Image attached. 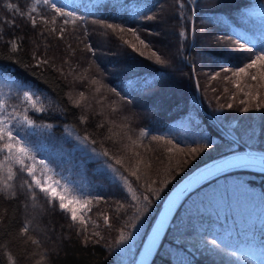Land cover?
<instances>
[{"label": "trees", "instance_id": "trees-1", "mask_svg": "<svg viewBox=\"0 0 264 264\" xmlns=\"http://www.w3.org/2000/svg\"><path fill=\"white\" fill-rule=\"evenodd\" d=\"M190 1L192 4L189 0H61L74 5L68 10L76 12V17L70 18L75 25L71 22L64 25L61 20L56 25L38 23L33 28L26 18L6 9L7 0H0V17L15 19L14 25H3L0 66L10 69L17 83L23 81L24 90L35 92L40 101L37 107L47 109L34 115L30 112L31 118L38 124L54 126L43 129L36 139L51 134L67 150L72 144L65 143L62 137L72 140L88 134L97 141L98 148L124 160V169L128 170L125 175L139 165V182L130 176L131 184L124 185L137 195L145 185L159 188L160 182L171 180L161 193L162 202L155 201L152 205V219L145 221L143 232L136 235L135 250L132 252L131 248L117 255L121 248L132 243L129 240L118 245L116 240L118 230L134 220L135 209H129L127 215L117 214L115 202L120 201L127 207L131 194L126 199L125 192L109 175L95 171V162L86 164L83 180L93 195L99 194L104 199L90 204L87 216L91 222L83 234L82 226L73 225L58 206L49 207L39 194L38 199H32L21 187L27 179L26 173L17 172L12 187L0 183V264H128L143 246L147 237L144 233H149L169 189L181 177L245 148L264 152V80L252 81L243 74L232 75L249 62L248 53L236 41L259 42L257 33L264 23V0ZM13 2L19 3L21 10L37 7L38 12L50 18L48 10L32 0L27 4L25 0ZM145 16L156 19H145ZM93 21L113 24L124 31L119 28L113 31ZM211 23L215 30L220 29L217 34L212 31L213 39L208 28ZM52 27L66 28L63 39L51 31ZM181 32H186V36L180 35ZM204 33L210 38L206 39V45L201 38V47L197 48L198 37ZM11 39L22 42L20 51L14 53L6 44ZM193 42L196 46L192 48ZM88 44L92 45V52L88 51ZM132 44L136 45L135 49ZM154 53L167 63H157ZM41 59L48 63L38 64ZM225 68L230 71L224 72ZM133 73L149 77L156 82L155 87L134 98L132 94L139 91V85ZM225 75L230 79L225 80ZM16 93L15 84L0 82V100L19 106ZM241 100L246 103L241 105ZM258 102L262 105L260 110L255 107ZM228 103L233 104L232 109L226 107ZM220 104L225 107L219 109ZM241 107H248L250 111H239ZM214 109H219L217 115L227 113L223 124L213 120L210 114ZM80 117H85L86 123L81 124ZM196 124L211 134L215 145L192 160L186 154L191 147L203 143H191L198 131ZM143 129H152L151 134L141 136ZM233 129L230 136L228 133ZM69 132L71 137L67 135ZM151 136L165 139L153 141ZM168 148L173 152L169 153ZM181 167L183 171H177ZM100 213L109 216L111 227L104 224ZM189 215L194 225L203 220L209 230L227 227L238 234L253 232L264 239V172L231 171L188 196L152 263L179 264L185 257L191 264H259L251 261V257L245 259L236 248L223 250L221 245L209 251L212 245L203 247L196 231L184 242L177 241L175 224ZM25 225H28L26 233L22 231ZM95 232L99 237L91 235ZM213 238L210 235L207 240L210 242Z\"/></svg>", "mask_w": 264, "mask_h": 264}, {"label": "snow or ice", "instance_id": "snow-or-ice-1", "mask_svg": "<svg viewBox=\"0 0 264 264\" xmlns=\"http://www.w3.org/2000/svg\"><path fill=\"white\" fill-rule=\"evenodd\" d=\"M26 4L28 0H25ZM35 5H43L46 10L50 13L49 15H44L38 12L37 7H30V9L21 10V6L13 0H7L5 4L6 9L10 12L14 11L20 17L26 18L33 26L36 27L38 23L40 24H52L56 25L58 21L63 22L64 25L70 22L75 25L74 20H70L72 17H76V12L69 11L74 5L61 2V0H32ZM150 10V9H149ZM78 19L83 20L84 17H78ZM145 19L154 20V16H145ZM93 23H100L102 26L116 31L119 26L113 24H105L103 21H93ZM15 19H8L0 17V39H3V25H14ZM261 31L257 33V43L256 40H246V42L241 43L239 40L236 44L240 49H243L248 53L249 62L244 67H239L232 73L233 76H244L249 77L252 81H257L258 79L264 80V23H261ZM51 31L57 33L61 39H63L64 32L66 28L52 27ZM119 31L123 32V28H119ZM128 31H133L134 29H128ZM43 34V33H41ZM180 35L186 36V32H181ZM21 41L18 39H11L6 41V44L15 53L20 51ZM127 43V41L125 42ZM141 44H144L143 40H140ZM89 52H92V45H86ZM133 49L136 48L135 44H132ZM155 55V53H154ZM222 55V54H221ZM155 60L157 63L163 65L167 61L163 60L161 56L155 55ZM18 62V61H17ZM47 64L48 60L41 59L38 60V64ZM255 69L256 72L253 73L249 70ZM224 72L230 71V69H223ZM133 76L137 77V83L139 85V91L133 93L134 98L145 94V92L155 87V83L152 79L147 76H142V74L133 73ZM216 75H219L218 73ZM215 79V76L213 77ZM225 80L230 79L227 75L224 76ZM8 81L11 84H15L17 88L16 98L20 101V105L9 104L6 100H0V183L5 187H12L13 182L16 179L17 172L26 173L27 179L23 181L21 187L25 188L30 194L32 199H38L39 196H43L48 202L49 207H57L62 213H66L68 218L71 220L73 225L82 226V233L87 231V227L91 222V217L87 216V213L91 211L90 204L93 200L100 201L104 197L93 193L88 189L86 183L83 180L84 174L86 172V164L88 162H95L97 164V169L95 170L98 174L109 175L112 182L117 184L122 191L125 192V198L128 199V194L130 193V202L126 207L125 204L120 201H116L115 211L118 215H127L129 209H135L133 212L134 220L130 223H126L123 228L118 230V239L116 244L124 245L127 241L131 240L132 243L127 245L125 248H121L117 255L129 251L138 242L136 240V235L143 232L145 228V221L151 220L152 205L155 201H161V193L164 189L168 187L171 180L165 179L161 183V187L156 188L151 184L145 185L144 190L137 195L131 187L125 189L124 185H130L131 181L129 177H135V180L139 182L140 176L137 174L139 165L136 166L135 170H132L125 175L127 169H124V160L113 156L106 149H100L97 147V141L91 139L88 134L83 136H76L72 140H68L67 137H62L61 139L65 143H71L72 147L70 149H64L62 144H59L51 134L42 139H36V137L42 135L43 129H51L54 126L52 124H38L36 120L32 119L29 113L33 115L37 112H46L47 109L44 107H37L39 103V97L36 96L35 92L31 90H24L23 81L17 83L15 78L11 74V70L3 66H0V82ZM94 83V82H93ZM235 87L239 88L241 92H244L243 88H240L239 83H235ZM251 87V85H249ZM113 92H116V88H112ZM123 91V88L121 89ZM228 89H225L227 92ZM83 95V93H81ZM118 95V93H117ZM128 95V93H126ZM245 95H251V93H245ZM36 97L33 99V97ZM246 102L244 100L240 101L241 105ZM224 104L219 105V109H223ZM228 109L233 108L232 103H228L226 106ZM256 109L260 110L262 108L261 103L256 104ZM219 109H214L210 114L213 120H219L221 124L225 122V117L227 113L217 115ZM239 111L249 112L248 107H241ZM80 123H86L85 117H80ZM67 129V126H65ZM196 129L198 130L194 138L191 140L192 144H200L199 147H191L189 152L186 154L192 160H195L197 156L201 153L206 154V150L212 149L215 145V140L207 132L206 129H200V125L196 124ZM152 129L141 130V136H148L151 134ZM235 129L229 131L231 136ZM68 137H71L69 132ZM153 141H163L164 136H151ZM172 143V141H169ZM178 147V145H177ZM169 153L173 152L172 148H168ZM182 151V150H181ZM77 153L80 155L77 156ZM139 155V153H136ZM219 161H226L229 163L232 169L244 170L252 168L254 162L258 161L260 164L261 171H264V153H253V152H235L231 156H227L223 159L215 161L213 165L217 164ZM188 161L185 160V163ZM142 163V161L140 162ZM208 167V166H207ZM205 167V169L207 168ZM6 169V171H5ZM122 169H124L122 171ZM177 171H183L181 167ZM69 172L70 176L68 178L64 177V173ZM200 172L198 170L196 173ZM194 175L191 176H195ZM187 175V173H185ZM59 176L60 179H54L53 177ZM189 176L188 179L191 177ZM74 177H80L79 180L74 179ZM174 179V177H173ZM183 179V177H181ZM187 179V180H188ZM63 181V183H62ZM153 183H157L153 181ZM179 183V181H177ZM241 183H244L241 181ZM58 189H70L71 193L74 195L71 199L63 195ZM171 191V189H169ZM13 195L15 193L13 192ZM167 195V193H165ZM103 218L104 224L107 227H111L110 218L107 214L100 213ZM163 213L161 214L159 220L156 222L155 226L152 228L150 234L144 233L149 236L148 242L145 246L148 247V253L145 254L143 251L141 264H150L148 256H153L154 250L158 248V245L162 243L163 235L166 234V228H171L173 225L170 224L169 219L166 217L162 219ZM98 227V224H94ZM135 230L134 232L132 230ZM23 232L28 231V225H25ZM175 239L177 241L184 242L188 236L192 235L193 231H196L199 236L200 244L203 247H207L210 243L212 245L209 251H215L223 246V250H228L231 248H236L237 251L244 254V258L247 259L251 257V261H258L259 264H264V239L256 236L253 232L248 233H235L233 229L223 227V228H213L209 230V227L204 224L203 220H200L199 225L193 224V217L189 215L187 218H182L177 221L174 227ZM93 237H99V233L95 232L91 234ZM214 236V238L209 242L207 240L208 236ZM102 238V237H101ZM143 242V241H139ZM87 243V240L85 241ZM195 246V245H193ZM145 248V247H144ZM235 253H233L234 255ZM128 264H135L133 261H129ZM179 264H191V261L185 257L180 259Z\"/></svg>", "mask_w": 264, "mask_h": 264}, {"label": "water", "instance_id": "water-1", "mask_svg": "<svg viewBox=\"0 0 264 264\" xmlns=\"http://www.w3.org/2000/svg\"><path fill=\"white\" fill-rule=\"evenodd\" d=\"M245 152H253V153H260V152H254L251 150H246V151H241L240 153H245ZM234 154V153H232ZM232 154H229L227 156H231ZM227 156H224L220 159H223ZM220 159H217L215 161H218ZM215 161H212L204 166H202L201 168L195 170L194 172H192L190 175H188L186 178H184V180H182L174 189L173 191L170 193V195L168 196V198L166 199L163 208L156 220V222L159 220L161 214L162 215V219H164L165 217L167 219H169V222L171 224L172 219L177 211L178 206L180 205V203L182 202V200L190 193L194 192L198 187H200L201 185H203L204 183H206L207 181L220 176L226 172L232 171V170H237V169H232L231 166L229 165L228 162L226 161H219L217 164L213 165L212 163H214ZM208 166V167H207ZM205 167H207L205 169ZM248 169H260V164L258 161L254 162L252 165V168H248ZM198 170H200V172L196 173ZM196 173L195 176H191L194 175ZM191 176L189 179L188 177ZM188 179V180H187ZM155 222V224H156ZM154 224V226H155ZM153 226V227H154ZM168 230V228H166V231ZM152 231V230H151ZM151 233V232H150ZM165 235V234H164ZM163 235V237H164ZM149 239V236L145 242V245L147 244ZM143 247V250L140 254V257L137 261L136 264H141L142 259H144V257L142 256L143 251L145 252V254L148 253V247L145 246ZM160 244L158 245L159 248ZM158 248L156 250H154L153 256H148V259L150 261V264L152 263L154 256L158 250Z\"/></svg>", "mask_w": 264, "mask_h": 264}, {"label": "bare ground", "instance_id": "bare-ground-1", "mask_svg": "<svg viewBox=\"0 0 264 264\" xmlns=\"http://www.w3.org/2000/svg\"><path fill=\"white\" fill-rule=\"evenodd\" d=\"M189 2L191 3V1L189 0ZM192 4V3H191ZM208 28H209V30L211 29V33H210V35H211V38H212V31H215L216 32V34L218 33V31L220 30H215L214 28H213V24L211 23V25H209L208 26ZM192 34L194 35V25L192 26ZM201 38L203 39V40H205L202 44L203 45H206L207 43H206V39L207 38H210V36L207 34V33H204L203 35H202V37L199 35V37H198V40H197V44H198V47L197 48H200L201 47ZM205 38V39H204ZM213 39V38H212ZM196 46V44L193 42L192 43V48L193 47H195ZM205 48V47H204ZM203 49V48H202ZM197 93H198V96L200 95V91H199V89H197ZM199 102L201 103V99L199 98ZM65 174L66 175H68V176H70V173L69 172H65Z\"/></svg>", "mask_w": 264, "mask_h": 264}, {"label": "rangeland", "instance_id": "rangeland-1", "mask_svg": "<svg viewBox=\"0 0 264 264\" xmlns=\"http://www.w3.org/2000/svg\"><path fill=\"white\" fill-rule=\"evenodd\" d=\"M69 176L68 175H65V178H68ZM54 179H57L55 177H53ZM63 195L67 196L69 199L72 198V196L74 195L73 193H71V190L70 189H58ZM263 217V216H262ZM243 233V232H241ZM245 233V232H244ZM135 250L134 247H132V252Z\"/></svg>", "mask_w": 264, "mask_h": 264}]
</instances>
